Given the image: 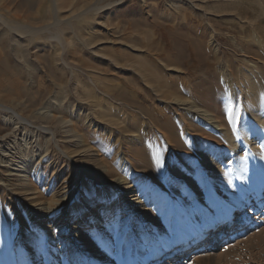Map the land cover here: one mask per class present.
Returning <instances> with one entry per match:
<instances>
[{
    "label": "bare ground",
    "instance_id": "6f19581e",
    "mask_svg": "<svg viewBox=\"0 0 264 264\" xmlns=\"http://www.w3.org/2000/svg\"><path fill=\"white\" fill-rule=\"evenodd\" d=\"M15 1L0 0V264H10L13 260L17 264L18 252L25 257L23 264H40V254H47L44 264H115L113 261L121 257L128 260L127 263L132 261L131 264H164L165 261L166 264H173L177 256L182 260L175 264H187L190 259L187 252L192 248L195 253L201 252L209 233L213 234L216 228L225 225L237 230L239 224H244L248 227L247 230H255L249 245L245 247L246 251L243 250L245 253H238V261H235V258H230V254L235 252L231 249L230 253L213 257V260L221 263L226 259L228 264H264V152L245 149L246 156H240L235 133L227 128L222 114L216 116L190 98H183L173 82H160V74L148 70L142 61L128 63L123 68L119 65L120 60L110 55H101L108 63L118 66L117 69L121 72L129 73L130 70L134 78L137 77L150 89L161 103L159 106L173 112L178 108L180 113L175 112L187 125V136H193L192 148L201 159L206 161L207 156L213 158L217 155L212 150L218 152L219 147L210 146V141L222 138L230 144L228 148L236 153L238 159L226 163L227 167L230 166L233 175L243 182L247 181L250 186L243 190L241 198L234 196L230 190L225 189L227 177L231 174L229 169L223 171L226 166L219 168L214 160H207V168L213 172V182H210L204 197L200 195V191L189 190V194H192L190 198L174 194L171 200L162 202L155 196L158 192H168L163 179L168 176L170 166L175 170L189 172V165L192 163L189 157L193 152L183 145L179 129L173 120L164 117L167 114L154 113L145 106L150 99L148 90L140 89L136 99H129L122 92H116L117 99L128 102L132 113L141 117L139 126L134 127L136 138L132 140L125 139L124 132L118 129L122 130L130 125V115L124 108L112 105L103 109H96L95 106L83 109L68 101L72 93L80 98L88 96L89 101L95 105L86 89L88 85L83 86L76 74L80 71V66L67 58L76 54V47H82L96 56L101 54L99 45L95 47V44L87 43L86 40L85 43H80L76 38L74 23L91 20L101 11L116 6L115 3L119 7L118 2L121 0H116L113 4L106 3L102 7L99 4L105 0H87L80 9L75 8L70 0H47L43 11L22 15L10 9ZM181 1L192 4L191 0H173V3ZM194 4L193 7H197ZM135 21L133 18V22ZM67 33L73 34L80 44L71 41L67 45ZM250 36L252 41H248V44L252 42L251 46L241 48L243 55L251 60V56L256 54L262 59L264 35L253 33ZM37 37L40 42L35 44ZM186 37L190 39L188 44L184 41ZM213 38L212 34L211 39ZM167 40L179 61L187 59L189 52L205 63L211 56L201 52L204 47L202 38H197L191 27H172ZM213 42L214 40L212 44ZM214 50L216 54L217 45ZM51 51L52 58L46 54ZM246 58L239 67L241 90L238 89L245 98L248 97L249 105L245 111H252L248 110L249 106L253 108L248 116L246 114L242 117V134L248 141L256 133H264L263 121L257 122L260 114H264V74L261 66ZM81 67L85 73L81 71L89 78V87L94 92V97L95 94H101L96 91L97 86L104 89L106 97L114 95L113 91L117 88L105 87L107 85L102 82L105 79L101 76L104 79L102 81L96 77L98 75L92 77L91 74H96L98 70L84 65ZM220 77L227 85L232 84L226 68L220 69V76L211 73L209 88H214L218 94H222ZM128 79L133 80L132 77ZM72 82L75 85L74 91ZM164 88L175 92L170 93ZM193 90L194 94L198 93L196 88ZM230 91L233 95L238 94L233 87ZM117 99L116 103L121 104ZM247 117L249 118L246 119ZM198 124L209 128L211 134L203 133ZM161 139L163 144L159 143ZM163 148L164 159L161 155ZM180 149L190 150V153L185 152L189 155L178 156ZM169 156L178 158L177 165L172 159L167 161ZM221 177L222 181L219 180ZM150 186L156 187V191L150 193L153 205L142 206L150 198L147 195L145 201L136 197L135 205H139L138 209L147 207L142 209L141 217L136 213L134 205L129 204L126 195L128 192L148 191L146 187ZM178 186H181L179 182L174 183L173 190H178ZM184 194L188 195L187 191ZM121 201L125 206L128 205L123 214L130 209L131 218L137 214L139 220L133 217L132 221L130 216L124 218L120 222L121 226L114 229L115 238L110 242L103 239L93 242L83 235L87 229L104 225L108 217L106 211ZM170 201H173V209L168 211ZM236 210H239L242 223L235 221ZM256 210L260 212H255ZM100 212H103L102 217L87 220L88 215ZM171 213L173 219L168 221ZM71 223L75 225L71 229L73 234L82 233L79 237L81 249H77L78 242L73 238L74 235L65 243L52 245L50 251L43 247L41 234H51L53 240L65 233ZM110 230L111 228L107 232ZM25 234L27 235L24 236ZM234 238L232 233L227 240L232 241ZM214 242L215 240L212 241L210 251L216 247ZM67 246L72 249L70 258L63 253ZM212 256V253L196 254L193 256L196 260H191L188 264L204 263L206 259H212Z\"/></svg>",
    "mask_w": 264,
    "mask_h": 264
},
{
    "label": "rangeland",
    "instance_id": "374dc122",
    "mask_svg": "<svg viewBox=\"0 0 264 264\" xmlns=\"http://www.w3.org/2000/svg\"><path fill=\"white\" fill-rule=\"evenodd\" d=\"M17 1L18 0L15 1L16 3L11 5L10 9L15 11V13H21V15L22 13L36 14L38 13V11H43L47 5V0H19L18 2ZM70 1L73 2L75 8L80 9L83 6H85V4L89 0L88 1L70 0ZM206 1L191 0L190 2H192V4H190L188 1H181L175 4L173 3V0H121L118 2L119 4L118 7L117 3H115L116 0H105V2L99 4L100 7L104 6L106 3H112V2L115 3L117 7L112 6L113 8L110 7L105 11L103 10L91 20L88 19L80 24L74 23V25H76L75 31L77 32L76 38L79 39L80 43H85L84 40H86L87 43L95 44V47L99 45L98 50L99 52H101V54L100 56L99 54L96 56L86 51L82 47L78 48L75 46L77 48L76 49L77 52H74L76 53L74 55L77 56L74 57L73 55L74 58L73 57L67 58V60L71 61V63L74 62L77 66L78 65L80 66L79 67L80 71L78 73L76 72V74L83 86L88 85L86 89L93 97L92 99L95 101V105L89 101L88 96H84L80 98L72 93L68 97L69 98L68 101L74 103L75 106L80 105L83 109L90 108L92 106H95L96 109H103L112 105L116 107L124 108L130 115V119H131L130 125L125 126L124 128H122V130L120 128L118 129L119 131L124 132L125 139L132 140L136 138L137 133L135 132L136 131L135 125L139 126L141 122V117H138V114L136 115V113H132V110L129 108L130 105L128 102L124 100L121 101L118 100L117 99L118 96L116 95V92L117 91H119L120 93L122 92L123 95L129 99H136L137 92H140V89L141 91L142 88L145 91L148 90L147 92L150 95L149 96L150 99L146 104L144 103L145 106L148 109H151L152 112L154 111V113L167 114V116L165 115L164 117H169L171 120H173L176 127L179 129V135H180L179 137L184 143L183 145L187 149H190L193 152L190 153V150L180 149L179 151L182 154L177 153L178 156L180 157L185 156L186 154L185 152L191 154L190 155L191 157H189V160H192V163L189 165L191 169H189V172H184L183 169L175 170L173 166H170L168 176L164 177L163 179V185L168 188L167 189L168 192L160 194L157 190L158 193L155 196L159 198L162 202L164 200L165 201L171 200L174 194L178 197L190 198L192 194H189V190H196L197 192L200 191L201 192L200 195L204 197L206 191L210 187V182L212 181L211 177H213L212 176L213 172L209 170V168H207L208 165L207 162L209 160L211 161L214 160L213 162L219 168L226 166L227 169L226 168L222 169L223 171H228L229 169L228 172H230L231 174L229 175L230 177L229 176L227 177V181H226L227 183L225 184L226 185L225 189L230 190V193L231 194L233 193L234 196L237 197L239 196V198H241L243 194V190L248 189L250 186H248L247 181L243 182V180L241 181L240 178L238 179V177L234 176L233 169H231L230 166L227 167L226 163H229V161L235 162L236 158L238 159V157L236 153H234L233 151L230 150V148H228L230 144H227L225 140L221 138V136H220L221 139L215 140L217 141V143L219 142L218 144H216L215 141L214 142L210 141L209 143L210 146H215L216 148L219 147L218 152L212 150V153L215 152L217 155H215L213 158L207 156L206 161L205 159H201L200 156H198L197 153L195 152L196 150L192 148L194 141L192 139L193 136L192 137L190 135L187 136V132H189L187 131V125L181 121L180 116L177 115L175 112V111L177 112L179 111L178 108H176L177 110H175L174 112L171 110L170 112L169 110H165L168 108H163L162 106H159L161 103L157 101L155 96H153V93L150 91V89L144 86L137 79V77L134 78L135 76L130 72V70H128L130 74L124 73L123 71L121 72L120 69H117L118 66L108 63L105 60V58L101 57V55L103 54L106 57L110 55L113 56L114 59L120 60L119 65L123 66V68H125V66H127L128 63H133V62L136 63L135 61L138 60L142 61L147 66L148 70L152 71L155 74L158 75L160 74L159 76L160 82L162 83L173 82V84H175L174 85L175 89L180 90V92L184 96L183 98H188V99L190 98L198 106L203 107L204 109L215 114L216 116H221L222 114L224 120L226 121L225 124L226 126H228L227 128L231 129L232 132L235 133L237 146H239L237 149H239L240 156L242 157L246 156L245 149H250V150L254 149L255 151L258 152H262V151L264 152V144H263L264 133L263 134L256 133L255 135L250 136L248 141L251 143H248V141L245 140L243 136L244 134H242L241 126L244 122L243 118L246 114L248 116V114L253 111V108H250L249 106L248 110H252V111L249 112L245 111L247 110V106L249 105L248 97L245 98L244 95H242L241 92L239 91L240 89L239 67L242 64L241 62L244 61L246 58L245 55H243L241 48L243 46L247 48L251 46L252 42L248 44V41H252L250 39L251 38L250 35H252L253 33L255 34L257 33L258 35L260 34L264 35V0H206ZM193 4L194 6L197 7H193ZM8 16L10 15H7V17ZM133 18L136 20L135 22H133ZM104 26L106 27L104 28ZM180 26L191 27V30L192 32L195 33L196 37L202 38L204 47L201 52L207 55L208 54L211 55L210 57H208L206 63L201 62L202 60H200L196 54H195L196 56H194L190 52L189 54L187 53L188 57L187 59H184L185 62L177 60V58L174 56L175 51H173V47L171 46L170 42L167 40V36L172 27L174 29L177 27L179 28ZM212 34L214 35L213 44H212L213 40L211 39ZM65 37H66L65 43H67V45L71 41H72L71 43L74 44L79 43L75 39V36L73 34L69 35L67 33L65 34ZM35 41H36L35 44L40 42V38L37 37ZM184 41L186 44H188L190 39L186 37ZM216 45L218 47V52L215 54L214 47ZM51 52L46 54H48L52 58L53 52L52 53ZM253 55L255 56H251V60L250 58H246V59H248L252 63L255 62L259 66H261V69L264 74V55L262 56L263 57L262 59L261 57H259L261 61L259 60L256 54ZM212 56H214V58ZM125 57L128 59H126ZM81 65H84L85 67L94 68L96 71L98 70L96 74L95 73L91 74L92 77L94 75L95 76L98 75L96 77H99L101 81L105 79L104 81H102L105 82V85H107V86L104 85L105 87L117 88L115 91H113L114 95L113 96L107 95L106 97L105 96L106 93H104L105 92L104 89H101L97 86L96 91L100 92L101 94L98 95L95 94L94 97L93 95L94 92L89 87V78H87L84 75L85 72L83 71ZM221 68H226V70H229V77L232 80V84L227 85L222 81V77H220L222 94H218L216 90H214V88H209L210 75L212 73L220 76ZM176 70H178V72ZM100 76L104 79H102ZM129 77L130 78L132 77L133 80H129V79L127 80V78ZM81 84L79 85L81 86ZM71 86H72V90L74 91L75 85L73 84V82L71 83ZM262 86L264 87V82ZM231 87L235 88L236 92L238 91V94L233 95V92L230 91ZM194 88L198 90L197 94L193 93ZM164 89L170 93L175 92L172 89H168V88H164ZM188 92H190V95L188 94ZM115 99H117V102H120L121 104L118 105ZM228 106H231L232 108V114L230 116L226 115V109ZM175 107L176 105H174V108ZM183 116L184 113L182 117ZM248 118L249 117H247L246 119ZM262 121L264 123V114H260V117L257 120V122H262ZM193 123L197 125V123L195 122ZM198 125L203 130V133L208 132L211 134L209 128H207L204 125H200V124ZM155 130L157 131V129ZM161 136L164 138L163 135ZM161 142L163 144L162 139L159 141V143ZM166 145L169 144L166 143ZM164 152H165V148H163L161 151L162 157L164 156ZM221 157L223 158L221 159ZM171 159L175 161L177 165L178 158L169 156L167 158V161ZM262 163L264 164V162ZM220 179L221 181L223 180L222 177L219 178V180ZM149 181L150 179L148 180V183ZM176 182H179L181 185L178 186L179 191L176 189L173 190V188L175 187V186L173 187V185ZM146 188L148 191L143 190L144 192L140 191L137 193L128 192V195H126V197H128L127 200L129 201V204L134 205L133 207L137 209L136 213L139 214L141 217H143V215L141 214L142 209H146L147 207H142L138 209L137 207L139 205L137 204L135 205V201L137 200V198L144 199L145 201V195L150 197L149 199H147L146 201L147 203L146 202L143 203L142 206L153 205L154 203V201L151 200L152 199L151 194H153V192L156 191V187L150 186ZM185 191H187L188 195L184 194ZM208 198L209 200H212L211 196H208ZM127 206H125L122 201L118 202L117 204H114L112 208H109L110 209L109 211L108 210L106 211L107 212L106 215L108 217H106L107 221L105 222V224L98 225L97 227L92 229H87L85 230L83 235L87 236L93 242H96L97 240L100 239H103L106 242H110L114 240L115 238L114 229L121 226L120 222L124 221V218L128 216H130L131 218L132 212L130 211V209L127 211L125 210V214H123L124 209ZM167 207H168V211L172 210L173 201L168 202ZM249 209L250 208H248V211ZM238 211L239 210H236L234 214L235 221L241 222L239 219L240 213ZM255 212H260V210H256ZM101 214L103 215V212L96 213V215L94 214L95 216L88 215L87 220H89L91 217H98V218L100 216L102 217ZM137 214L136 216L133 217H135L136 220H139L137 218L138 217ZM110 215L111 217L109 218ZM133 217L131 218L132 221L134 219ZM172 219H173V213H171L168 216V221ZM136 220H134V222ZM239 225H237L238 227L237 230L233 228H227V225H225L224 227H220V228L218 227L219 229L216 228L213 234L209 233L208 239L206 240V245H203L204 248L202 249L201 252L195 253L194 251L195 249L193 248L187 252L188 256L190 257V259L187 260L188 263H190L191 260H196V258H193V256H195L196 254L212 253L214 255L212 256V259H206L204 263H200V264H226L227 263L226 261L228 260L225 259L221 263H218L216 260H213V257L220 256L221 254H226V253L228 254L231 252V249H234L235 252L230 254V258L231 259L235 258L236 259L235 261H238L237 260L238 253L243 252V250H245V247L249 245V240L253 236L252 233L255 231L254 229L247 230L248 227H246L244 224L242 225L239 224ZM74 226L75 225L71 223L69 229L65 233H62L59 237L53 240H51V236H52L51 234L48 235L47 233L41 234L43 247L44 248L46 247L48 251H50L52 249V245L65 243L67 242V239L71 237V235H74L73 238L77 240L78 242L77 245L79 246L76 247L77 249H81L82 244L79 242V237L81 236L82 233L73 234L74 231L71 229H73ZM109 228H111V230L107 232ZM232 233H234L235 238L232 241L230 240L228 241L227 239L230 238V235ZM26 235L27 234H25L24 236ZM213 236L214 238H212ZM46 240L48 241L47 243ZM213 240H215L214 245H216V247L213 248L212 251H210ZM22 241L26 242L23 240V238ZM71 250L72 249H70L69 246H67L63 250V253H65L64 255L70 258L72 256ZM245 251L243 253H245ZM61 254L62 252L60 251V255ZM46 256L47 254L46 255L40 254V259H39L40 264H44ZM17 257L19 258L16 261L17 264H23L25 257L20 252H18ZM33 257L34 256H32V258ZM125 260L126 259H124V257H121L120 259H116L113 262L115 264H131L130 262H132L129 261V263H127L128 260L127 261ZM181 260L182 259H180L179 256H177L174 258L173 264ZM166 262L167 261H165L164 264H166ZM230 263L233 264L232 262H229V264ZM10 264H16V263L13 260L10 261Z\"/></svg>",
    "mask_w": 264,
    "mask_h": 264
},
{
    "label": "snow or ice",
    "instance_id": "6c2138e0",
    "mask_svg": "<svg viewBox=\"0 0 264 264\" xmlns=\"http://www.w3.org/2000/svg\"><path fill=\"white\" fill-rule=\"evenodd\" d=\"M232 114V108L231 106H228L226 109V115L230 116Z\"/></svg>",
    "mask_w": 264,
    "mask_h": 264
}]
</instances>
